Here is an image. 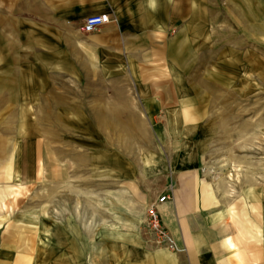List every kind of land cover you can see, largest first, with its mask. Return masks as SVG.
Returning <instances> with one entry per match:
<instances>
[{"label":"crops","instance_id":"obj_1","mask_svg":"<svg viewBox=\"0 0 264 264\" xmlns=\"http://www.w3.org/2000/svg\"><path fill=\"white\" fill-rule=\"evenodd\" d=\"M170 1L0 0V110H17L20 124L30 129L54 121L55 161L71 155L74 173L86 175L101 161L103 173L119 179L121 204L142 210L141 226L120 232L127 240L113 249L114 261L89 259L95 246L87 227L81 232L86 260L70 264H264V150L256 148L257 141L264 147V121H240L238 113L251 108L260 78L255 44L245 67L247 105L241 106L238 89L232 91L227 74L218 70V121H210L217 101L200 103L182 72L184 53L175 55L176 46L189 53L190 39L167 36L174 27ZM104 13L108 24L82 31L85 18ZM186 13L184 24L189 7ZM250 19L247 40H264V31L255 32L254 13ZM222 55L223 44L219 60ZM239 65L230 64L234 70ZM262 72L264 99V54ZM142 121L151 123L147 148L135 129ZM122 125L129 134L113 129ZM29 134L1 155L13 178L35 173L27 159H44L47 135ZM65 135L69 140H62ZM54 172L59 174L57 166ZM164 194L167 199L158 203ZM103 204L105 212V198ZM155 204L180 251L145 235L143 220ZM106 233L104 226V238ZM10 237L14 230L0 232V264H35ZM111 250L103 246L104 254Z\"/></svg>","mask_w":264,"mask_h":264},{"label":"rangeland","instance_id":"obj_2","mask_svg":"<svg viewBox=\"0 0 264 264\" xmlns=\"http://www.w3.org/2000/svg\"><path fill=\"white\" fill-rule=\"evenodd\" d=\"M170 5L175 12L172 19L174 27L167 36L175 39L184 37L190 39L189 53L186 48L183 51V46L175 47L176 56L184 53L185 66L181 71L185 72L186 79H189L191 86L196 89L200 103L217 101L215 102L217 106L211 112L210 121H218V70L227 74L224 79L234 88L232 91L238 89V101L241 106L247 105L245 67L247 57L252 56L254 48L255 74L260 78L259 82H256L255 95L250 99L251 108H243L238 113L240 121L247 119L264 121L262 93L264 40L259 35L254 37V41L247 40L246 31V24L253 22L249 20L253 13L255 32L264 31V0H171ZM188 7L189 20L184 24L183 19H187ZM251 43L255 44L254 48ZM221 44H223V55L219 60L218 48ZM237 63L240 64L239 68L237 67L236 70L231 68L230 64ZM171 72L176 71L173 68ZM234 98L237 99L235 96ZM253 102L254 108H252ZM17 114V110H0V232L14 230L16 237H10L8 240L17 244L20 250L28 251L35 264H55V262L70 264L73 261L86 260L87 255L81 251L88 242L81 232H85L88 227L89 233L92 231L94 233L90 240H93L95 246V252L89 256V259L94 262L114 261L118 255L113 249L120 244V239L122 241L126 239V235H120V232L141 226L138 222L142 210L133 204L130 206L121 204L119 179L113 174H104L101 161H96L94 172L89 175L74 173L76 165H72L71 155L68 158L63 156L62 161H55L54 121H46L47 126H42L43 129L38 125L30 129L20 124ZM13 120L14 125L10 124ZM113 129L115 131L122 129L126 134L130 133L125 125ZM135 129H139L142 133L144 148L150 146L149 137L152 133L150 121H142V125ZM40 131L47 135L46 141H43L44 159L40 161L34 156L27 159L28 165L29 162L31 165H29L30 169H35V173L31 172L25 174V177L18 178L6 174L7 164L1 156L4 148L17 147L22 134L32 133L37 139L40 137ZM58 132L59 137L62 138V131L59 129ZM65 138L69 140L67 135L63 136L62 140ZM33 142L27 144L31 146ZM58 144L60 145V141ZM64 148V155H69V152L65 153L66 149L70 150V148ZM256 148L264 150L263 142L257 141ZM82 160L86 162V158ZM55 166L60 171L58 175L54 172ZM87 187L90 189L89 199L85 193ZM103 198L106 200L105 212ZM104 217L106 221H103ZM104 226L107 228L106 238L103 236ZM142 227L145 235L155 244L145 226V219ZM39 228L43 234L39 233ZM56 229H59V236L55 239ZM45 230L48 234H44ZM45 235L47 238H42ZM104 245H111L110 255L103 253Z\"/></svg>","mask_w":264,"mask_h":264},{"label":"built area","instance_id":"obj_3","mask_svg":"<svg viewBox=\"0 0 264 264\" xmlns=\"http://www.w3.org/2000/svg\"><path fill=\"white\" fill-rule=\"evenodd\" d=\"M109 22L110 15L107 13L91 15L85 18L82 31L87 34L93 33ZM166 199L167 196L164 194L159 198L158 203H163ZM156 207V204L152 205L147 210L145 215V226L148 233L152 236V239L157 246L165 247L172 252L180 251L176 241L170 236L167 229L163 226L160 214L158 213Z\"/></svg>","mask_w":264,"mask_h":264}]
</instances>
